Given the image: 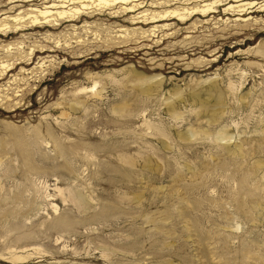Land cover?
Returning <instances> with one entry per match:
<instances>
[{"label": "rangeland", "instance_id": "374dc122", "mask_svg": "<svg viewBox=\"0 0 264 264\" xmlns=\"http://www.w3.org/2000/svg\"><path fill=\"white\" fill-rule=\"evenodd\" d=\"M60 1L0 0V264H264V0H128L30 23ZM139 73L155 78L142 89Z\"/></svg>", "mask_w": 264, "mask_h": 264}, {"label": "bare ground", "instance_id": "6f19581e", "mask_svg": "<svg viewBox=\"0 0 264 264\" xmlns=\"http://www.w3.org/2000/svg\"><path fill=\"white\" fill-rule=\"evenodd\" d=\"M127 1L128 0H61L60 1V3L59 4H53L52 6H51V10H49V7L47 8V9H44V10H39V11H37L36 13H34V15L32 16V17H29V20H30V23H32V24H34V25H36V24H39V23H41V22H39V21H41V20H43L44 22H42V23H46V22H50L51 21V19H63V18H72V17H74L75 15H78V14H80L81 13V11L83 10H86V9H88V8H90L91 6H94V7H110V6H113L114 4H116V3H127ZM133 1H135V0H133ZM217 3V1H210L209 3H205V4H202V5H199V4H195V5H193V7H191V8H189V9H187V8H180V9H171V10H169V9H166L167 11H164V12H162L164 15H172V16H177V17H185V15H189L190 16V14L191 13H196V12H199V13H202V14H206V13H209L211 10H212V6L214 5V4H216ZM140 3H138V4H134V5H132L130 8H136L138 5H139ZM69 6H71V7H69ZM157 14H159V13H157ZM153 15L152 16V19H154L155 17H163L164 15ZM165 17V16H164ZM20 23H15V24H13V27H12V29H16L17 27H22L23 25H21ZM5 29H11V27H7V28H4V30ZM102 54V53H101ZM0 68L2 69V70H5V69H7L8 68V65H6V64H4L3 62H0ZM3 72V71H2ZM136 75V74H135ZM242 75V74H241ZM151 76V75H150ZM146 77L145 75H143V74H137V81H138V83H139V85L141 84H143V83H147V82H149L150 80L151 81H153L152 79L153 78H155V77ZM157 76V75H156ZM205 81H207V80H204V83H205ZM212 82V81H211ZM137 83V82H136ZM157 83V82H156ZM99 84H100V82L99 81H94V82H92V86H90L89 88H88V90H89V93H91L92 95H95V96H100V92L103 90V86H99ZM140 85V88H142L143 89V87L142 86H144V85H142L141 86ZM147 85V84H146ZM157 85V84H156ZM155 85V86H156ZM136 86H137V84H136ZM232 86V85H231ZM151 88H154V87H152V85H151V87L150 86H148V88H147V90L148 89H151ZM155 89V88H154ZM78 90V89H77ZM141 90V89H140ZM146 90V89H145ZM156 90V89H155ZM239 90V89H238ZM87 91V88H82V89H80L79 88V93H83V92H86ZM150 91V90H149ZM207 94H208V96L209 97H213V95L214 94H216V90H215V86L212 84L211 86H209V87H207ZM144 92V94H145V92L146 91H143ZM142 91H141V93H143ZM87 93H88V91H87ZM147 93V92H146ZM150 93V92H149ZM148 93V94H149ZM221 93V92H220ZM222 94V93H221ZM218 95V92H217V95H218V97L219 98H221L220 96H222V95ZM148 96V95H147ZM180 96H181V91H176L175 90V92H171L170 94H169V96L168 97H166L165 98V101L167 102V105H169L170 104V102L171 101H175V100H178V99H180ZM190 96H191V99H192V103H193V105L195 104V105H198V107L199 106H201V107H204V109H206L207 110V105H208V103L210 102L209 101V99H207V100H203V99H201L200 97V95H199V93H193V94H190ZM216 97V96H215ZM216 99V98H215ZM211 101H213V100H211ZM219 101V100H218ZM214 103H215V101H214ZM215 104H217V103H215ZM218 105V104H217ZM217 105H215V107L217 108L218 106ZM169 106H171V105H169ZM221 107V106H220ZM212 109V108H211ZM219 110V109H218ZM208 111H209V108H208ZM169 113H170V118L171 119H173V120H179L180 118H181V114L177 111L176 112V110H174V108L171 106L170 108H169ZM213 115H215V114H211V117L212 118H214V116ZM211 117H209V118H211ZM211 118V119H212ZM210 119V120H211ZM212 122L214 121L213 119L211 120ZM210 123V122H209ZM149 126V125H148ZM147 127V126H146ZM48 131V130H47ZM227 132V131H226ZM226 132H224V131H222V130H218L217 132H216V134H215V137H214V139L216 140V141H229V140H231V138H232V136L230 135V136H228L227 135V133ZM47 133H49V132H47ZM156 133L159 135V136H166L167 134H166V132L163 130V129H156ZM180 134V133H179ZM157 135V136H158ZM198 135H208V132L206 131V130H201V131H197V130H188L186 133H183V134H181L180 135V139H182V140H184V141H189V139H191V138H194V137H196V136H198ZM210 135V134H209ZM208 135V136H209ZM48 136H50V134L48 135ZM154 136H156V135H154ZM167 137V136H166ZM179 137V136H178ZM209 138V137H208ZM210 140V139H209ZM25 141V140H24ZM18 144L20 145V144H22L21 142H18ZM23 145L24 144H22V145H20L21 147H23ZM54 145H55V147L57 148V150L60 152L61 150H60V145L55 141V143H54ZM165 144H163V146H164ZM165 147V146H164ZM166 147H167V145H166ZM25 148V147H24ZM168 148V147H167ZM170 149V148H169ZM235 150V149H234ZM26 151H28V152H30L29 151V149L27 150L26 149ZM57 151V152H58ZM232 152V151H231ZM242 152V151H241ZM61 153V152H60ZM27 156V155H26ZM60 156V155H59ZM27 160V159H26ZM130 159H124V161L127 163V164H130V161H129ZM190 169V168H189ZM239 185V184H238ZM56 190L59 192V196H61L62 198H63V200L65 201V200H69V201H71V202H73L75 205H76V203H80V199L78 198V197H76L75 196V194H72L71 192H69V190H68V195H67V197H64V195H63V190H62V188L61 189H57L56 188ZM55 190V191H56ZM47 196V195H46ZM82 198V197H81ZM81 200H83V199H81ZM63 201V202H64ZM84 202V201H83ZM79 208V207H78ZM54 209L56 210V207H55V205H54ZM53 209V210H54ZM37 254V253H36ZM19 256H16L15 257V259L17 260H19ZM22 260V259H21Z\"/></svg>", "mask_w": 264, "mask_h": 264}]
</instances>
